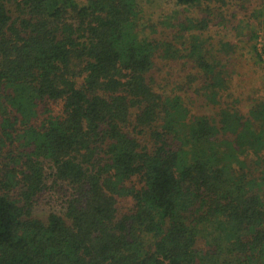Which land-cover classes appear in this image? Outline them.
<instances>
[{
  "label": "trees",
  "instance_id": "obj_1",
  "mask_svg": "<svg viewBox=\"0 0 264 264\" xmlns=\"http://www.w3.org/2000/svg\"><path fill=\"white\" fill-rule=\"evenodd\" d=\"M145 1L0 0V264H264V96L203 37L238 0Z\"/></svg>",
  "mask_w": 264,
  "mask_h": 264
},
{
  "label": "rangeland",
  "instance_id": "obj_2",
  "mask_svg": "<svg viewBox=\"0 0 264 264\" xmlns=\"http://www.w3.org/2000/svg\"><path fill=\"white\" fill-rule=\"evenodd\" d=\"M144 4L149 10L148 19L154 22H164L165 17L171 16L174 10L184 11V14L191 16L198 14L196 9L185 10L175 6L171 0H146ZM214 20L215 23L203 35L204 39L214 47L223 40L236 44L235 53L226 62L227 66L230 70H241L238 78L248 100L250 97L254 100L264 96V0L232 2L223 7V17L217 13ZM254 47L262 55L260 62L256 61L258 58ZM40 201L37 214L45 217L50 207L58 204V195L45 194Z\"/></svg>",
  "mask_w": 264,
  "mask_h": 264
}]
</instances>
